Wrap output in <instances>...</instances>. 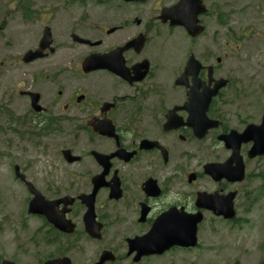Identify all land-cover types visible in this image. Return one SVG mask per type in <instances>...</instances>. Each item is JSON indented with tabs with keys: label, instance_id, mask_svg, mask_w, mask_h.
Returning a JSON list of instances; mask_svg holds the SVG:
<instances>
[{
	"label": "flooded vegetation",
	"instance_id": "1",
	"mask_svg": "<svg viewBox=\"0 0 264 264\" xmlns=\"http://www.w3.org/2000/svg\"><path fill=\"white\" fill-rule=\"evenodd\" d=\"M172 9L198 12L202 33L192 38L182 27L170 26L163 15ZM222 15L217 0H0V68L27 78L26 90H18V97L26 103L21 120L27 125V138H57L63 142L61 156L68 150L76 159L68 164L62 157L66 164L75 166L74 192L52 199H74L65 215L75 226L74 232L61 233L41 218L47 232L56 237L51 244L58 236L78 233L79 227L80 233L100 243L107 224L119 223L134 228L125 230L134 235L124 238L119 249L102 245L92 264L104 251L114 257V262L104 264L128 260L141 264L177 249L142 257L137 263L133 262L134 254L128 255L127 239L148 234L161 215L200 212L203 219L214 217L210 211L197 208L199 193L218 199L233 193L235 209L240 183L215 181L204 173V167L228 161L232 151L220 138L233 130L242 132L248 124L239 130L228 126L222 105L217 103L221 92L205 112L208 120L193 127L186 109L191 77H187L188 86L176 85L190 57L201 66L199 93L207 89L209 68L212 79L222 78L216 75L220 58L213 65L196 48L206 36L208 20L222 26ZM177 30L190 47L182 68L162 87L154 51L163 47L164 34ZM86 60L89 65L84 68ZM108 123L116 137L99 133ZM204 125H209L205 131ZM250 146L243 144L239 149L245 175L251 161L264 158L249 159ZM119 150L123 151L121 156ZM93 153L114 157L106 169ZM194 159L197 161L192 163ZM95 189V220L102 226L98 240L85 233L86 207L78 199ZM114 189L117 191L111 198ZM117 194L120 197L115 199ZM63 209L60 205L59 211Z\"/></svg>",
	"mask_w": 264,
	"mask_h": 264
},
{
	"label": "rangeland",
	"instance_id": "2",
	"mask_svg": "<svg viewBox=\"0 0 264 264\" xmlns=\"http://www.w3.org/2000/svg\"><path fill=\"white\" fill-rule=\"evenodd\" d=\"M217 1L224 24L208 20L206 36L196 48L213 65L220 58L216 75L228 84L217 103L222 105L228 126L239 130L249 123L258 124L264 110V0ZM162 39L163 47L157 53L155 48L154 54L163 87L184 65L190 46L178 30ZM26 85L24 76L0 68V264L3 260L40 264L61 256L72 264H92L102 245L121 248L122 240L134 235L125 230L134 228L109 222L102 242L97 243L80 233L79 227L78 233L58 236L51 244L55 235L47 232L41 218L27 214L31 196L15 177L14 166L46 199L72 195L75 166L63 161V142L57 138H27V125L21 120L26 103L18 97V90H26ZM238 187L234 220L206 215L198 226L195 248L175 249L141 264H259L264 254V158L248 164L245 180Z\"/></svg>",
	"mask_w": 264,
	"mask_h": 264
},
{
	"label": "water",
	"instance_id": "3",
	"mask_svg": "<svg viewBox=\"0 0 264 264\" xmlns=\"http://www.w3.org/2000/svg\"><path fill=\"white\" fill-rule=\"evenodd\" d=\"M197 13H177L176 9H172L163 15L165 21H169L170 26L182 27L188 36L194 38L202 33V28L197 25ZM32 52L28 53V56ZM36 54L33 55L35 57ZM89 65V60L83 64L85 68ZM201 66L194 59L190 57L185 65L183 74L176 80V85L188 86L187 77H191V87L188 92V102L186 109L191 113L189 123L196 127L200 120H208L205 117V112L211 100L219 94V91L226 87L228 81L225 79L214 80L210 77L211 69H208V86L202 93H199L201 87L197 75ZM85 71H87L85 69ZM213 86L211 87V84ZM198 113L199 115L195 114ZM209 125H204L205 129ZM101 135L112 137L114 135L113 127L108 123L106 127L99 130ZM201 134L199 137H202ZM116 137V136H115ZM225 147L232 151L228 161L224 164H207L204 167V173L215 181L226 179L229 182L241 183L245 178L244 165L239 157V149L243 144H250L251 147L248 151V158L254 159L256 157H264V113L259 125L249 124L245 129L238 133L231 131L228 135L220 138ZM123 151L119 150L118 155H122ZM99 163H103L106 169L109 167L107 162L110 158L105 157L98 153H93ZM63 159L72 164L76 160L70 153L65 150L62 152ZM234 164V167H231ZM14 175L19 179L27 188L29 194L32 196L28 203L27 214L33 216L43 217L46 222L57 231L64 234H72L75 226L70 220L66 219L65 215L69 211L68 206L72 205L74 199L68 196L62 197L57 200H47L41 193L34 188V186L27 182L24 175L20 173L18 166L14 167ZM100 176V178H102ZM97 189L90 195H81L79 200L86 207V212L83 216V224L85 233L92 239H100L101 224L97 223L94 214V196ZM117 191L114 189L113 194ZM235 194H229L227 197L218 199L215 195L206 193H199L196 199V206L198 209L210 211L216 217H222L224 220H233L235 218V211L233 207V200ZM120 196L117 194L115 199ZM63 206V210L59 211V206ZM202 215L200 212L191 215H174L172 212L161 215L152 225L148 234L141 237H134L127 239L128 255L134 254V263H137L142 257L153 255H162L171 248H194L197 246V230L198 225L202 222ZM106 262H114V257L110 252L104 251L99 257L98 262L95 264H104ZM1 264H15L11 261L3 260ZM42 264H71L67 257L51 259L43 262Z\"/></svg>",
	"mask_w": 264,
	"mask_h": 264
},
{
	"label": "trees",
	"instance_id": "4",
	"mask_svg": "<svg viewBox=\"0 0 264 264\" xmlns=\"http://www.w3.org/2000/svg\"><path fill=\"white\" fill-rule=\"evenodd\" d=\"M259 264H264V254Z\"/></svg>",
	"mask_w": 264,
	"mask_h": 264
}]
</instances>
